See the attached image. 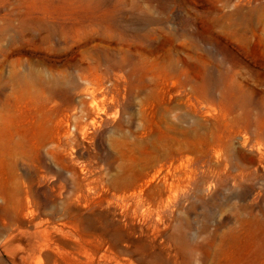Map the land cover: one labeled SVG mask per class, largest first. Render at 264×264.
Returning <instances> with one entry per match:
<instances>
[{
    "label": "rangeland",
    "instance_id": "rangeland-1",
    "mask_svg": "<svg viewBox=\"0 0 264 264\" xmlns=\"http://www.w3.org/2000/svg\"><path fill=\"white\" fill-rule=\"evenodd\" d=\"M43 228L264 264V0H0V264H49Z\"/></svg>",
    "mask_w": 264,
    "mask_h": 264
},
{
    "label": "bare ground",
    "instance_id": "bare-ground-1",
    "mask_svg": "<svg viewBox=\"0 0 264 264\" xmlns=\"http://www.w3.org/2000/svg\"><path fill=\"white\" fill-rule=\"evenodd\" d=\"M139 201H137L138 203ZM4 209H7L8 206L7 204L3 207ZM251 217V216H250ZM42 222H39L37 223L38 225H41ZM250 227V226H249ZM251 228V227H250ZM40 231V235L42 236L40 239H42L41 243H39L37 245V247L39 248V251L41 253L45 252L48 256V260H49V264H97L96 262V255H97V250L95 251L96 253H93V250H82L83 247L79 248L77 246V243L74 242H65V245H66V248L67 249H62L61 246L59 245V247L57 248H53L52 249V245H56L57 242H60L61 241V238L57 235H56V232L57 231H51L49 228H43ZM257 232V231H256ZM15 233V231L11 230L10 232H8L7 235L9 236H12L13 234ZM39 235V236H40ZM252 235V234H251ZM222 238V237H221ZM66 239V238H65ZM64 239V240H65ZM259 239V237H258ZM33 240V239H32ZM67 240V239H66ZM69 240V239H68ZM262 240V239H261ZM36 241V239H35ZM35 241H33L32 243H34ZM222 241V240H221ZM30 242V241H29ZM223 242V241H222ZM32 243L29 244L32 246ZM96 244V243H95ZM227 243H225L226 245ZM14 245V244H13ZM28 245V244H27ZM29 245L27 246V250H26V257L25 259L28 257H32L33 255V248L32 247H29ZM58 245V243H57ZM81 246V245H80ZM103 246V245H102ZM101 246V247H102ZM17 247H21V244H18L15 248ZM87 247V246H85ZM96 247L98 248V246L96 245ZM100 247V248H101ZM233 247V246H232ZM35 248V247H34ZM104 247H102L103 249ZM110 247H108L109 249ZM225 248V246H224ZM229 249V248H228ZM60 250V251H59ZM105 250V249H104ZM103 250V251H104ZM99 251H102V250H99ZM107 251V249H106ZM233 251V250H232ZM110 252V251H109ZM99 253V252H98ZM231 253V252H230ZM100 254V253H99ZM227 254V253H226ZM260 254L262 256H264V253H261ZM112 255V254H111ZM225 255V254H224ZM228 255V254H227ZM232 255V254H231ZM108 257L109 254L107 255ZM34 257V256H33ZM98 257V256H97ZM103 259L106 257V253L104 252V254L102 255ZM235 257V256H234ZM237 257V256H236ZM27 258V260H28ZM225 258V257H224ZM229 258V257H227ZM99 259V258H98ZM105 259H108V258H105ZM32 260V259H31ZM110 260V259H109ZM229 260V259H228ZM236 260V259H235ZM12 261L14 264H20L19 261H16V259H13L12 258ZM34 261V260H33ZM120 261V260H119ZM132 262V261H131ZM218 262V261H217ZM27 262H24V264H26ZM31 262H28L27 264H30ZM41 263V262H40ZM221 263V262H220ZM223 263V262H222ZM235 263V262H234ZM118 264H124L121 262H119ZM130 264V263H129ZM132 264V263H131Z\"/></svg>",
    "mask_w": 264,
    "mask_h": 264
}]
</instances>
